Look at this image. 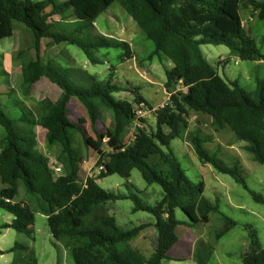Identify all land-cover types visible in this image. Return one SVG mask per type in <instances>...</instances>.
I'll use <instances>...</instances> for the list:
<instances>
[{
	"label": "trees",
	"instance_id": "trees-1",
	"mask_svg": "<svg viewBox=\"0 0 264 264\" xmlns=\"http://www.w3.org/2000/svg\"><path fill=\"white\" fill-rule=\"evenodd\" d=\"M114 3H119L153 42L154 50L147 59L157 57L171 64H164L169 100L152 112V125L146 126L147 120L139 119L144 126L137 128L131 143L126 138L129 126L136 121L135 106L153 107L137 90L133 104L116 97L117 93L132 91L114 83V67H110L105 82L94 80L89 87L77 86L70 79L69 68L53 67L40 57L42 40L48 39L53 46L79 47L92 64L103 62L96 55L102 49H123L121 62L132 59L129 43L93 33L98 17ZM243 8L258 12V19L264 21V0H0V40L13 35L14 22L22 23L33 38L35 58L23 61L22 82L33 85L45 77L61 90L57 100L42 105L39 117L15 101L19 109L15 121L0 106V126L4 130L0 141V208L14 217L0 230L14 229L31 236L29 228L35 213L40 212L47 216L53 245L68 249L74 264H163L172 260L168 253L180 239L178 226L207 224L213 213L221 214L224 221V227L215 234V241H219L236 222L220 212L218 202L213 204L204 197L203 182H193L186 176L171 146L176 139L189 143L202 164H211L218 172L230 175L256 202L264 204V197L249 189L240 166L229 167L207 151L210 135L199 129L189 130L192 111L206 114L216 131L229 127L237 140L247 143L245 150L252 160L264 164V79L258 78L255 91L249 94L237 80L223 78L201 48L224 45L242 61H264L243 25ZM178 84L186 91L174 90ZM72 98L82 104L88 121L70 119ZM97 102L111 115V125L104 132L98 126L101 117ZM87 122L92 135L85 127ZM38 127L45 131L47 148L57 151L63 171L59 176L38 148ZM76 134L82 137L86 151L98 153L96 168L103 166L86 179L79 175L86 155L75 145ZM133 170L140 171L148 185L162 188L163 198L155 206L142 204L135 195L106 191L98 182L115 174L130 179ZM21 185L29 199L16 201ZM128 199L135 204L133 212H148L154 222L131 228L118 225L106 205ZM178 209L188 221L178 220ZM151 225L157 236L153 252L146 256L130 242ZM249 238L243 264H264V248L253 228ZM18 250L28 254L16 256L11 264L38 263L35 252L25 244H16L6 252ZM193 256L197 264H206L196 250Z\"/></svg>",
	"mask_w": 264,
	"mask_h": 264
},
{
	"label": "rangeland",
	"instance_id": "rangeland-1",
	"mask_svg": "<svg viewBox=\"0 0 264 264\" xmlns=\"http://www.w3.org/2000/svg\"><path fill=\"white\" fill-rule=\"evenodd\" d=\"M47 11H50V8ZM240 14L244 21L250 20V14L247 11L241 10ZM54 19L59 20V17L55 16ZM252 27L251 36L261 54L264 55V21L255 18L252 20ZM93 33L131 43L136 52V58L121 62L119 57L124 53L123 49H102L96 55L103 62L92 64L79 47L67 44L53 46L49 44L48 39L42 40L40 57L44 63L53 67L69 68L70 79L77 86L89 87L94 80L105 82L108 79L110 67H114L116 69L114 83L129 87L133 92H120L116 94V97L133 104L137 96L135 90H137L136 92L146 99L153 109L150 110L145 105L138 107L134 105L135 110H145L147 114L141 119L147 120L146 126L152 125L154 123L152 112L169 100L170 95L165 88L164 64L169 67L171 64L166 60L162 62L157 57L153 60L147 59L154 50V44L146 38L144 32L119 3L112 4L98 17ZM32 43L31 32L19 22H14L11 37L0 40V106L15 121L16 113H19V109L14 104L15 101L25 105L39 117L42 113V105L57 100L61 95L59 87L45 77L33 85L22 82L23 61L35 58ZM201 48L207 60L218 69V73L223 78L237 80L249 94L255 91L256 80L264 79V61H242L233 56L230 49L224 45H204ZM174 90L186 91L181 84L176 85ZM97 104L101 117L98 126L104 132L111 125V115L103 104L99 102ZM69 107L71 120L83 118L88 121L85 109L76 98L71 99ZM189 123L190 131L199 129L203 134L212 137V142L205 144V148L211 155H215L229 167L240 166L249 189L264 197V164L252 160V156L245 150L246 142L237 140L229 127L216 131L212 118L206 114L192 111ZM140 125L144 126L142 123ZM85 127L92 135L89 122ZM35 130L38 136V148L47 156L49 164L62 166L57 160L56 149H48L45 144V131L39 127ZM134 131H137L136 125H130L127 143L132 139L130 134ZM3 135L4 130L0 126V141ZM75 145L82 148L86 154L87 162L81 165L80 169L81 179L96 175L98 169L95 161L98 153L92 149L86 151L79 134L75 135ZM171 146L186 176L193 182H203L204 197L213 204L218 202L220 212L233 219L236 225L217 242L215 234L224 227L222 215L219 213L211 214L209 223L193 226L187 233H184L183 226L180 227L178 231L180 239L168 253L172 260H164L163 264H197L192 257L195 250L198 257L206 264H243L242 256L249 251L251 228L257 232L264 248V204L256 202L250 192L230 175L218 172L211 164H202L189 143L176 139L172 141ZM103 148L108 149L106 144ZM149 162L152 163V160L150 159ZM99 184L109 192L135 195L145 205L155 206L163 198L162 188L157 184L148 185L138 170L132 171L130 179H124L115 174L101 179ZM27 198L21 185L16 200L24 201ZM134 205V202L128 199L109 202L107 207L117 211L118 220L120 217L124 218L121 223L127 222L126 228L143 224L148 221V218L154 219L148 212H133ZM176 216L180 221H188L186 215L179 209L176 211ZM12 218L10 213L0 208V225ZM30 231L31 236L14 229L0 230V250L4 251V254H0V264H11L15 256L21 257L28 254L22 250L15 253L6 252L16 244L29 246L35 252L37 264H74L68 249L61 245L56 248L53 245L54 239L46 215L40 212L35 213V221ZM154 237V230L147 227L143 236L140 235L132 240L130 246L150 256L154 249ZM196 237L201 238L194 244Z\"/></svg>",
	"mask_w": 264,
	"mask_h": 264
},
{
	"label": "crops",
	"instance_id": "crops-1",
	"mask_svg": "<svg viewBox=\"0 0 264 264\" xmlns=\"http://www.w3.org/2000/svg\"><path fill=\"white\" fill-rule=\"evenodd\" d=\"M241 10H244V11H247L249 14H250V20H247V21H244V19L242 18V16H241V18H242V22H243V25H244V27L247 29V30H251V33H252V30H253V27H252V20L253 19H255V18H258V12H253L252 11V9H250V8H243V9H241ZM241 10H240V13H241ZM241 15V14H240ZM94 25H95V23H94ZM251 35V34H250ZM118 40H120V39H118ZM123 41V40H122ZM126 42V41H125ZM128 43V42H127ZM129 45H130V48H131V51H132V54H133V56H132V59L133 58H136L135 57V55H136V52H135V50H134V47H133V45L131 44V43H129ZM232 54V53H231ZM233 55V54H232ZM233 56H235V55H233ZM235 57H237V56H235ZM237 58H239V57H237ZM260 62V61H259ZM156 108V107H155ZM154 108V109H155ZM132 125H135L134 123L132 124ZM129 134V133H128ZM84 153H85V151H84ZM86 155V154H85ZM46 156V155H45ZM47 157V156H46ZM98 158H99V155H98V157H97V159H96V161L95 162H97L98 161ZM87 161H86V158H85V160H84V162L81 164V165H83V164H85ZM81 165H80V168H79V173H80V169H81ZM54 166L55 167H58V168H61L62 169V166H59V164H54ZM63 172V171H62ZM80 176H81V173L79 174ZM98 182H100V180L98 181ZM19 193H20V190H19ZM17 201V200H16ZM106 208H107V210H108V213L111 215V216H113L115 219H116V222H117V224L118 225H120V226H122V227H128V223L127 222H122L121 223V221H122V219H124V218H122V217H120V220H118V218H117V211L116 210H114L113 208H111V207H107V205H106ZM14 218V217H13ZM13 218L11 219V220H8L7 222H3L2 224H4V223H11L12 222V220H13ZM154 222V219H152V218H148V221L147 222H145V223H153ZM127 223V224H126ZM1 224V225H2ZM0 225V226H1ZM130 226H131V224H129ZM140 225V224H139ZM135 226H138V224H136ZM183 226V230H184V233H187L188 232V229H190V228H188L187 226H185V225H180V226H178V228H177V230H176V232H177V234H178V237L180 238V235H179V233H178V231H179V229H180V227H182ZM148 228H150V229H152V230H154V233H155V240H156V236H157V232H156V230H155V228L151 225V226H149ZM147 229V228H146ZM145 229V230H146ZM2 230H8V229H2ZM29 230H31V227L29 228ZM143 234H144V230L139 234V236L141 235V236H143ZM138 236V237H139ZM137 237V238H138ZM202 237V236H201ZM201 237H196V238H194V244H195V242L196 241H198L199 240V238H201ZM136 238V239H137ZM60 246V245H59ZM58 246V247H59ZM62 247V246H61ZM195 248V247H194ZM193 255H194V253H193ZM192 255V257H193V261L195 262V260H194V256ZM16 257V256H15ZM14 257V258H15Z\"/></svg>",
	"mask_w": 264,
	"mask_h": 264
},
{
	"label": "built area",
	"instance_id": "built-area-1",
	"mask_svg": "<svg viewBox=\"0 0 264 264\" xmlns=\"http://www.w3.org/2000/svg\"><path fill=\"white\" fill-rule=\"evenodd\" d=\"M146 114H147V112L145 110L143 111V109L135 110V116H136L135 125H136V129L141 127V125L139 123V119H141L142 117L146 116ZM135 134H136V131H134L133 133L130 134V137L132 139L129 141V143H131V141L134 139ZM50 167L54 171V174L56 176H59V175L62 174V169L61 168H58V167H55V166H52V165H50ZM102 169H103V166L99 167L98 171H101ZM6 202H9V200L7 199Z\"/></svg>",
	"mask_w": 264,
	"mask_h": 264
},
{
	"label": "water",
	"instance_id": "water-1",
	"mask_svg": "<svg viewBox=\"0 0 264 264\" xmlns=\"http://www.w3.org/2000/svg\"><path fill=\"white\" fill-rule=\"evenodd\" d=\"M248 34H251V30L250 29L248 30Z\"/></svg>",
	"mask_w": 264,
	"mask_h": 264
}]
</instances>
